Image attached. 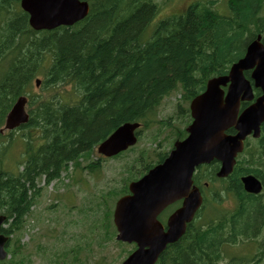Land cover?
Wrapping results in <instances>:
<instances>
[{"label":"trees","instance_id":"obj_1","mask_svg":"<svg viewBox=\"0 0 264 264\" xmlns=\"http://www.w3.org/2000/svg\"><path fill=\"white\" fill-rule=\"evenodd\" d=\"M20 1L0 0V213L11 221L9 229L1 230L6 234L23 229L30 207L41 196L42 179L48 185L72 162L81 172L98 170L97 163L82 166L80 160L126 122L141 123L144 131L158 126L155 149L143 148L135 156L139 175L161 163L168 155L161 137L173 126L157 120L162 100L179 94L188 105L209 79L227 75L256 35H262L264 44V0H228L225 13L216 10L214 1L196 2L155 25L154 0H85L89 13L82 22L40 32L29 27ZM244 75L249 79V72ZM20 97L27 98L29 120L18 129L25 137L24 149L9 168L5 159L13 132L5 135L1 129ZM177 109L189 117L186 108ZM175 130L171 136H186ZM216 166L199 167L194 183L203 190L208 183L219 201L220 190L231 196L235 208L227 212L213 205L209 214L199 213L157 264L259 263L245 256L226 261L225 255L228 248L256 240L264 247V190L249 195L240 183V177L253 175L264 186V126L259 139L246 141L227 181L216 178ZM216 183L226 186L216 188ZM126 189L123 185L114 196ZM100 197L99 206L105 203L104 194ZM103 213L105 228L112 213L109 208Z\"/></svg>","mask_w":264,"mask_h":264},{"label":"water","instance_id":"obj_2","mask_svg":"<svg viewBox=\"0 0 264 264\" xmlns=\"http://www.w3.org/2000/svg\"><path fill=\"white\" fill-rule=\"evenodd\" d=\"M20 6L34 31L70 27L88 13L87 4L79 0H21ZM245 71H250V80L244 77ZM35 85L38 87L39 81ZM253 89L262 94L241 108L242 103L253 101ZM25 105V98L16 101L6 117L5 130L27 123ZM189 110L192 121L186 128L187 136L174 143L161 164L131 183V195L116 204L113 213L116 239L137 246L122 264H155L166 246L183 236L202 204L200 191L193 186L195 169L216 161L219 163L216 176L225 178L232 172L246 138H259L264 124V47L260 36L246 47L244 56L232 64L227 75L207 81L204 91L190 102ZM138 126L121 125L100 143L97 153L109 158L127 150L136 142L134 131ZM229 130L234 134H228ZM241 182L248 193L261 191L253 176H246ZM179 200L182 206L168 217L164 228L157 216ZM5 239L0 236V259L5 256Z\"/></svg>","mask_w":264,"mask_h":264},{"label":"rangeland","instance_id":"obj_3","mask_svg":"<svg viewBox=\"0 0 264 264\" xmlns=\"http://www.w3.org/2000/svg\"><path fill=\"white\" fill-rule=\"evenodd\" d=\"M154 1L158 10L152 25L164 18L181 13L188 4L208 0ZM214 1L216 10L225 13L223 7L226 0ZM151 24L150 29H152ZM67 89L70 90L69 87ZM177 105L184 108L188 106L187 103L180 102L179 94H173L162 100L156 110L157 120L168 121L174 125L171 129L163 131L161 141L164 151L168 150L172 138L177 139L175 134L171 136V130L176 129L175 131H177L185 128L186 118L184 115H178ZM157 129L158 126L142 131L134 149L125 152L118 158L101 159L93 149L91 154L85 158H91L93 161L98 160L100 171L97 173L91 174L77 170L73 172L69 169L68 172L61 174L63 182L53 181L49 185H45L44 182L39 184L42 189L41 196L36 205L31 207L25 227L17 236L19 243L24 244L23 249H25V254L27 253L29 264H120L127 257L128 250H131L132 246L119 244L115 240L116 233L114 234L115 228L111 219L108 221V229H106L107 227L103 228V211L109 208V211L113 212L114 204L118 200L114 193L121 190L123 185L128 186L130 179L138 177L141 167L135 160V156L143 148L155 149L152 140ZM16 132H19L17 133L19 135L13 137L14 141L9 147L7 161L5 159V165L9 168L16 166V160L24 149L22 141L24 142L25 137L24 135L22 137L21 131H14L15 134ZM87 162L84 161L83 166ZM65 183H68L67 187L64 186ZM108 192L109 194H107ZM58 193L59 195H57ZM102 194H104L105 203L99 206ZM50 200L54 201L50 204L52 209L48 206ZM103 205L105 206L103 207ZM220 205L229 208L232 203L223 200ZM70 210L71 212H69ZM107 236H109L108 239ZM38 244L42 245V248H38ZM249 244L250 247H243L235 253L231 250L232 253L225 255V260L228 261L232 257L241 258L245 255L252 259L257 258L261 249L258 248V244ZM78 247L82 248H79L78 254L73 253V250ZM75 254L77 255L76 262H74ZM248 257L246 258L248 259ZM259 264H264V255L261 256Z\"/></svg>","mask_w":264,"mask_h":264},{"label":"flooded vegetation","instance_id":"obj_4","mask_svg":"<svg viewBox=\"0 0 264 264\" xmlns=\"http://www.w3.org/2000/svg\"><path fill=\"white\" fill-rule=\"evenodd\" d=\"M259 95H261L260 94V91H259ZM258 95V96H259ZM257 97V96H256ZM255 97V98H256ZM226 181V180H225ZM261 183H262V181H261ZM262 185H263V183H262ZM264 187V186H263ZM209 191V190H208ZM227 200L228 201H231V203H232V206H230V208H228V209H226V210H228V212H231L234 208H235V203H234V200H233V198L231 197V196H227ZM206 201H207V205L205 204L206 203ZM206 201H204V203H203V210H204V212L205 211H207L208 212V210H209V201H208V199H206ZM182 205V201L181 200H179V201H176V202H174L173 204H171L170 206H168L160 215H159V217H158V220L162 223V224H165L166 223V220H167V218H168V216H169V214L173 211V210H176V209H178L180 206ZM169 211V213L167 214V212ZM226 213V212H225ZM167 214V215H166Z\"/></svg>","mask_w":264,"mask_h":264}]
</instances>
